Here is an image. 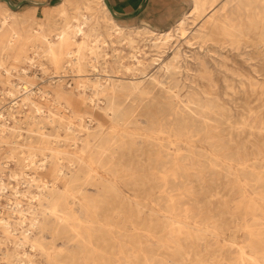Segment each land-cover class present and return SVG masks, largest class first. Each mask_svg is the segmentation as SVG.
Here are the masks:
<instances>
[{
	"label": "rangeland",
	"instance_id": "1",
	"mask_svg": "<svg viewBox=\"0 0 264 264\" xmlns=\"http://www.w3.org/2000/svg\"><path fill=\"white\" fill-rule=\"evenodd\" d=\"M56 5L59 3L40 8L26 3L13 10L0 2V9L15 12L12 21L16 20L27 37L29 25L44 16H53ZM192 9V0H147L134 17L117 19L137 40L138 58L130 57V47L113 36L100 49L97 68L91 66L94 57L87 50L82 52L80 63L63 56L56 66L41 49L34 53V45L29 46L26 38L19 46L6 50L0 44V60L5 53V66L11 72L8 79L0 73V112L6 116V109L13 105L15 117H8V124L16 127L3 133L7 142L0 153L4 165L0 177L21 191L19 199L22 207L28 208L27 216L33 209L30 194L24 196V191L29 185H34L29 192L35 191L43 175L55 177L60 160L53 155L54 148L63 151L66 158L60 185L73 187L80 197L91 192L93 184L105 183L110 176L105 172L107 164L115 163L121 175L120 197L133 202L136 198L142 205L143 217L154 219L144 232L143 245L168 264H238L240 246H245L248 254L253 252L248 247L244 224L253 219L246 214L248 202L239 186L249 181L247 194L264 208V182L254 180L258 184L251 187L256 182L237 168L241 162L249 166L248 171L264 176V18L257 26H250L254 9L239 0H216L201 15ZM187 15L188 34L180 38L176 26ZM95 17L93 26L105 33L110 25L107 16L98 9ZM137 27L143 30L137 33ZM147 28L158 32L174 29V38L158 48ZM117 51H122L123 57H117ZM175 55L174 68H168ZM29 56L34 58L33 63L28 61ZM25 81L33 91L30 100L21 89L7 93L12 90L10 83L20 85ZM168 139L175 140L182 153L188 155L185 167L189 177L183 184L167 188L152 175L150 167L160 158L158 154L166 156L168 150H173V146L166 150L159 144ZM28 144L33 148L30 151L25 147ZM212 153L221 154L219 164L207 159ZM42 161L47 172L33 165ZM92 161L94 170L90 168ZM165 188L168 191L164 192ZM170 194L174 196L172 201ZM0 202L4 215L9 216L12 201L4 197ZM174 203L177 218L186 223L178 239L170 230L169 205ZM259 217L264 220V212L260 211ZM16 219L12 215V222ZM39 219L32 234L40 235V222L45 221L48 243L56 226L55 217ZM156 225L159 228H154ZM3 250L12 252L14 246L9 244ZM26 250L38 261L46 262L41 251L20 248L21 252ZM0 261L8 264L3 255Z\"/></svg>",
	"mask_w": 264,
	"mask_h": 264
},
{
	"label": "bare ground",
	"instance_id": "2",
	"mask_svg": "<svg viewBox=\"0 0 264 264\" xmlns=\"http://www.w3.org/2000/svg\"><path fill=\"white\" fill-rule=\"evenodd\" d=\"M215 1L216 0H192V10L199 12L200 15L204 14ZM239 1L245 5L248 3L252 6L254 11L252 13L250 26H257L260 19L264 18V0ZM72 5H75L74 8H71ZM53 9L55 10L53 16H44L36 20L33 25H29L31 28L28 31L30 34H28L27 37L24 36L23 31L15 24L16 20L14 19V21H12L15 12L12 13L7 8L0 9V44L3 47L2 49L6 50L19 46L21 40L26 38L29 46L34 45V53H37V49H41L44 53L43 56H49L56 66H58L63 56H67L71 58V60L74 59L76 60L75 62L80 63L82 52L87 50L91 56L94 57L92 59L93 63L90 62L89 64L92 63L91 66L97 68L96 61L99 59L100 49L108 43L109 38L118 36L121 41H124L130 47V57L138 58L137 54L140 50L136 44L137 40L131 34L127 33L125 28L118 23L104 0H64L59 5L54 6ZM70 9L74 11L72 14L70 13ZM98 9L103 11L110 21V25L106 27L105 33L93 26L94 20L96 19L95 12ZM260 15L262 17H260ZM205 16L208 18L211 17L210 14H206ZM188 17L189 15L183 17L177 23L175 31L180 38L186 37L188 34V30L185 27ZM46 20L47 22H45ZM141 30H143L142 27H137L135 29L137 33ZM146 31L154 36V45L158 48H162L172 41L175 33L174 29L158 32L151 28H147ZM121 53L122 51H117V57H123ZM5 55L4 53L0 60V73L5 74L8 79L11 72L5 66ZM176 58L177 55L172 58V61L168 64V68H174L173 61ZM27 59L30 63H33L34 58L32 59V57L29 56ZM139 62L141 61L139 60ZM41 66L44 68L43 63H41ZM79 70L82 72L81 69ZM22 71L24 72L25 70L23 69ZM10 85L12 90L10 89L11 91L7 92L9 95L14 94L15 90L19 92L21 89L28 93L26 100H30L29 96L33 94V91L30 89L28 82L25 81L20 85L18 83H10ZM0 93H2L1 90ZM119 105L121 107V104ZM12 109L13 105L6 109V116L0 112V153L3 150L4 143L7 142L5 139L6 135L3 133L7 130H11V128H13V130L16 128L10 127V123L8 122V117H15ZM36 109L38 112H41L39 107ZM30 118L33 119L32 116H30ZM181 126L182 123H179V129L182 132L183 128H181ZM171 127L174 129V126ZM159 144L166 150L169 149V146H173L174 148L171 151L168 150L166 156L157 155L160 158H157L155 164H152L150 167L153 170L152 175L155 176L162 185L167 186V188L173 184H183L189 177L188 168L185 167L188 155L182 153L181 147L175 140L168 139L167 142L161 140ZM25 147L28 151L33 149L31 144ZM20 148L24 147L20 146ZM51 149L52 151L54 150L53 155L60 160V164L54 171L56 173L55 177L52 179L51 177L49 178L47 174L43 175L40 179L41 185L35 186V191L32 193L29 192L30 187L34 185H29L24 191V196L30 194L28 200L31 205L30 208L33 209L30 217L26 215L28 208L22 207L23 205L19 199L21 191L17 187L10 186L9 182L5 181L3 177H0V201L4 197L12 201V208L10 207L11 212L9 216L4 215L2 203L0 202V249H2L0 250V255H3V259H7L8 264L14 262L15 264L19 262L21 264H115V262H119L118 264H168L165 259L156 257L150 248L143 245L144 232L152 225L154 219L150 217L149 220H146L143 217L142 205L136 198L133 202V200L129 199L126 201L125 197H120L119 178L121 175L120 169L115 167V163L107 164L105 172L109 173L110 176H107V181L105 183L93 184L94 189L80 197L77 195L76 191L73 190V187L70 188L66 185L62 187L60 185L59 177L63 170V161H65L66 158L63 151H56L54 148ZM33 155H31V158ZM220 155L221 154L212 153L209 157L207 156V159H209L212 164H219L221 162L219 158ZM235 162H237V160H235ZM94 163L95 161H92L90 165L91 170L96 169ZM255 164L254 162V165ZM33 165L36 167V170H41L43 172L48 171L47 168L45 169L43 161L40 164L33 163ZM238 166L240 167L237 168V171H246L245 173L251 176V180H261L264 182V176L260 173L247 170L249 166L241 165V162L238 163ZM2 169H4V165L3 162H0V171L3 176L4 173ZM10 176L12 177L13 174ZM250 184L249 181H243L239 189L243 192L245 199L247 198L246 214L250 215L253 219L251 222L248 220L244 222L249 238L248 247L252 248L253 252L248 254L246 247L240 246L238 249V264H264V220L259 217V212H264V208L260 206L256 198L249 197L247 194L246 187ZM256 184L258 183L252 184L251 187H256ZM167 188L163 191H168ZM9 190H11L10 194H8ZM13 195L16 196L15 201L12 200ZM118 197H120V199H118ZM261 198L264 200V195L261 196ZM169 199L171 201L174 199L173 194L169 195ZM169 206L172 210L170 230L178 239V234L184 233L186 223L182 219L177 218L178 212H176V203L170 204ZM187 212L188 209L186 210V216L188 217ZM12 215H16L18 219L12 222ZM40 216L43 218L55 217L56 226H54L50 233L48 243H46L47 238L44 234L45 221L40 222L42 233L37 236L32 234V231L40 221ZM60 226L61 229L58 231ZM154 228H159V225H156ZM153 232L156 231L154 230ZM186 234H190V232L187 231ZM56 241H59L57 245ZM9 244H13L14 250L12 252H4V247H8ZM26 246L35 252L41 251V254H44L46 257V262L43 263L38 261L36 256L29 254L27 250L21 252L20 248H25ZM179 256L181 257L182 253H180ZM0 264H2L1 261Z\"/></svg>",
	"mask_w": 264,
	"mask_h": 264
},
{
	"label": "crops",
	"instance_id": "3",
	"mask_svg": "<svg viewBox=\"0 0 264 264\" xmlns=\"http://www.w3.org/2000/svg\"><path fill=\"white\" fill-rule=\"evenodd\" d=\"M12 4L16 5L22 1H26V0H10ZM32 2L35 3H46L48 2V6L51 4H55V3H61L64 0H30ZM75 1V0H73ZM145 1L147 2V0H109L110 4L112 5V7L114 8V10L116 11V13L118 14H122V15H130V14H134L136 12H138L144 5ZM0 2H3L2 0H0ZM29 4V3H27ZM35 7H40L41 6H47V5H33V4H29Z\"/></svg>",
	"mask_w": 264,
	"mask_h": 264
},
{
	"label": "water",
	"instance_id": "4",
	"mask_svg": "<svg viewBox=\"0 0 264 264\" xmlns=\"http://www.w3.org/2000/svg\"><path fill=\"white\" fill-rule=\"evenodd\" d=\"M3 2H6L13 10H17L19 9L22 5L26 4V3H29V4H35V5H47L48 2L46 3H35V2H32L30 0H26V1H22L16 5L12 4L10 0H2ZM108 9L110 10V12L112 13V15L114 16V18L116 19H125V18H131V17H134L136 14L140 13V11L145 7L146 5V1L143 5V7L136 13L134 14H130V15H122V14H118L116 13V11L114 10V8L112 7V5L110 4L109 0H104Z\"/></svg>",
	"mask_w": 264,
	"mask_h": 264
}]
</instances>
